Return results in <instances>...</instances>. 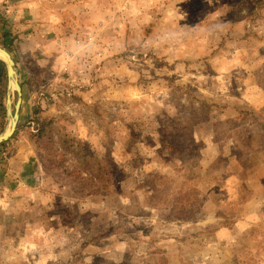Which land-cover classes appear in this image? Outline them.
<instances>
[{
	"label": "rangeland",
	"instance_id": "374dc122",
	"mask_svg": "<svg viewBox=\"0 0 264 264\" xmlns=\"http://www.w3.org/2000/svg\"><path fill=\"white\" fill-rule=\"evenodd\" d=\"M0 46V264H264V0H0Z\"/></svg>",
	"mask_w": 264,
	"mask_h": 264
},
{
	"label": "water",
	"instance_id": "95a60500",
	"mask_svg": "<svg viewBox=\"0 0 264 264\" xmlns=\"http://www.w3.org/2000/svg\"><path fill=\"white\" fill-rule=\"evenodd\" d=\"M0 53V60L4 63L7 77V99L5 104L7 122L4 130L0 132V142H2L9 139L15 131L16 124L18 121V112L21 100V87L18 82L17 73L14 67V61L10 53L2 46H0ZM14 92H16L17 94V100L14 106V111L12 112L11 99L13 97Z\"/></svg>",
	"mask_w": 264,
	"mask_h": 264
},
{
	"label": "crops",
	"instance_id": "0c3cea01",
	"mask_svg": "<svg viewBox=\"0 0 264 264\" xmlns=\"http://www.w3.org/2000/svg\"><path fill=\"white\" fill-rule=\"evenodd\" d=\"M11 173H12V170H11ZM11 173H10L9 166H5V164H2V165L0 164V183H4V182L6 183V180H8L9 181L8 182V185L9 184H12L14 178L11 176ZM18 175H19V177H18V183H17L18 187H20V188H22L24 186L27 187V182H25L24 181V178H22V176H21L22 175V172L21 173H18ZM15 182H16V180H15ZM2 245H3V247L1 248L0 252H5V253L12 252V249H10L12 247L11 245H9L8 243H6L5 241L3 242ZM5 246L8 247L7 250H5ZM88 246H93L96 249L99 248V246H97V245H88ZM88 246H86V247L83 248L84 253H85V251H86V249H87ZM95 253H97V252H95ZM7 264H11V262L8 261Z\"/></svg>",
	"mask_w": 264,
	"mask_h": 264
},
{
	"label": "trees",
	"instance_id": "16d2710c",
	"mask_svg": "<svg viewBox=\"0 0 264 264\" xmlns=\"http://www.w3.org/2000/svg\"><path fill=\"white\" fill-rule=\"evenodd\" d=\"M8 37L9 35L6 33L4 34V37H3V45L5 48L8 47V44H9V40H8ZM6 79V70H5V66H4V63L0 60V85L2 84V79ZM0 108L1 109H4V104H0ZM3 143V142H1ZM0 143V144H1Z\"/></svg>",
	"mask_w": 264,
	"mask_h": 264
},
{
	"label": "bare ground",
	"instance_id": "6f19581e",
	"mask_svg": "<svg viewBox=\"0 0 264 264\" xmlns=\"http://www.w3.org/2000/svg\"><path fill=\"white\" fill-rule=\"evenodd\" d=\"M1 54V53H0Z\"/></svg>",
	"mask_w": 264,
	"mask_h": 264
}]
</instances>
